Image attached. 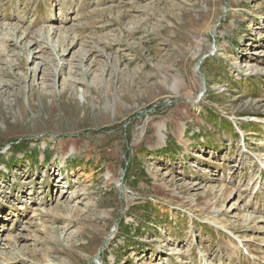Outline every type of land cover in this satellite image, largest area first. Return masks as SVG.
I'll return each instance as SVG.
<instances>
[{
  "label": "rangeland",
  "instance_id": "1",
  "mask_svg": "<svg viewBox=\"0 0 264 264\" xmlns=\"http://www.w3.org/2000/svg\"><path fill=\"white\" fill-rule=\"evenodd\" d=\"M262 263L264 0H0V264Z\"/></svg>",
  "mask_w": 264,
  "mask_h": 264
},
{
  "label": "bare ground",
  "instance_id": "2",
  "mask_svg": "<svg viewBox=\"0 0 264 264\" xmlns=\"http://www.w3.org/2000/svg\"><path fill=\"white\" fill-rule=\"evenodd\" d=\"M8 33V32H7ZM37 43L35 42V45H36ZM159 128H161V130H162V128H163V126L162 125H160V126H157V130L158 131H160V129ZM69 217H70V215H69ZM242 219H246V220H251L252 218H251V216L250 215H248V214H244V215H242ZM260 220H258V221H262L261 219L262 218H259ZM251 222H253L252 220H251ZM40 230V229H39ZM46 232V231H45ZM6 250V249H5ZM13 255H14V253H13ZM10 257L11 256H5L4 258H3V261H8V260H11L10 259ZM2 261V262H3Z\"/></svg>",
  "mask_w": 264,
  "mask_h": 264
}]
</instances>
